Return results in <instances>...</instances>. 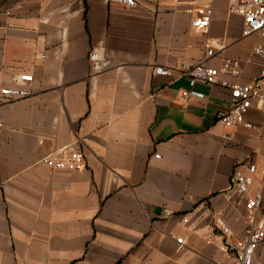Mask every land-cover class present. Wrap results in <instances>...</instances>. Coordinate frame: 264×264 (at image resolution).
Segmentation results:
<instances>
[{
  "label": "crops",
  "instance_id": "crops-1",
  "mask_svg": "<svg viewBox=\"0 0 264 264\" xmlns=\"http://www.w3.org/2000/svg\"><path fill=\"white\" fill-rule=\"evenodd\" d=\"M135 1L0 8V90L17 75L33 77L31 97L0 95V264H235L211 224L246 233V196L232 176L264 168V110L246 116L254 128L224 126L215 115L230 108L228 89L197 86L205 98L188 102L181 94L206 38L218 41L216 69L245 63L264 39L243 38V18L227 0L210 4L207 34L186 12L202 0ZM254 62L219 81L251 83L264 64ZM158 67L169 75H156ZM63 147L84 153V170L41 162ZM259 172L248 196L264 190ZM254 264H264V244Z\"/></svg>",
  "mask_w": 264,
  "mask_h": 264
},
{
  "label": "built area",
  "instance_id": "built-area-1",
  "mask_svg": "<svg viewBox=\"0 0 264 264\" xmlns=\"http://www.w3.org/2000/svg\"><path fill=\"white\" fill-rule=\"evenodd\" d=\"M215 0H202V5L189 8L186 12L191 16V26L198 32L207 34L211 26L213 10L210 4ZM230 4V13L243 18V38L254 35L264 39V0H227ZM108 5H119L127 8L136 6L135 0H105ZM218 41L213 38H206L204 42V56L196 63H191L187 70L189 78L187 90L182 91V98L188 102L191 98L204 99L205 95L197 91V86L220 85L229 90L230 108L227 111H220L215 119L224 126L242 125L246 128H254L246 121L248 113L254 109L264 110V64L260 76L249 84H238L220 82V76L237 78L241 75L244 65L255 64L254 58L264 62V46L258 45L251 50V58L245 63L238 60L227 59L219 69L210 65V61L216 56ZM101 59L95 49L89 53V61L98 62ZM155 74L159 76L169 75V71L158 67ZM31 75H17L13 78V85L0 90V95L8 102L27 99L32 96ZM260 131V129H257ZM159 158V156H155ZM41 162L48 168L59 171L77 172L85 169V155L82 151H73L69 147L58 149L55 153L44 157ZM259 172L255 165L247 167V173L235 171L232 176V184L236 193L246 196L245 220L248 224L245 235L237 238L228 228L221 226L216 220L211 224L212 232H219L223 238L220 252L231 255L235 264H254L255 255L261 245L264 244V218L262 210L264 207V190L253 196H248L250 188L254 184V177ZM264 180V168L260 170ZM165 217L174 215L173 211L165 210ZM183 223L195 228L185 217ZM178 251L183 249L185 241L177 239ZM208 240L207 244H211Z\"/></svg>",
  "mask_w": 264,
  "mask_h": 264
},
{
  "label": "rangeland",
  "instance_id": "rangeland-1",
  "mask_svg": "<svg viewBox=\"0 0 264 264\" xmlns=\"http://www.w3.org/2000/svg\"><path fill=\"white\" fill-rule=\"evenodd\" d=\"M14 0H0V8H7L13 6Z\"/></svg>",
  "mask_w": 264,
  "mask_h": 264
},
{
  "label": "trees",
  "instance_id": "trees-1",
  "mask_svg": "<svg viewBox=\"0 0 264 264\" xmlns=\"http://www.w3.org/2000/svg\"><path fill=\"white\" fill-rule=\"evenodd\" d=\"M22 0H14L13 5L20 3Z\"/></svg>",
  "mask_w": 264,
  "mask_h": 264
}]
</instances>
